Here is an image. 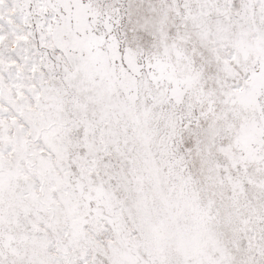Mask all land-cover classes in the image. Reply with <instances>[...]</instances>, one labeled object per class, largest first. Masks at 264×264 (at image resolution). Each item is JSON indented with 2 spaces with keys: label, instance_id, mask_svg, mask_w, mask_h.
<instances>
[{
  "label": "snow or ice",
  "instance_id": "obj_1",
  "mask_svg": "<svg viewBox=\"0 0 264 264\" xmlns=\"http://www.w3.org/2000/svg\"><path fill=\"white\" fill-rule=\"evenodd\" d=\"M0 264H264V0H0Z\"/></svg>",
  "mask_w": 264,
  "mask_h": 264
}]
</instances>
